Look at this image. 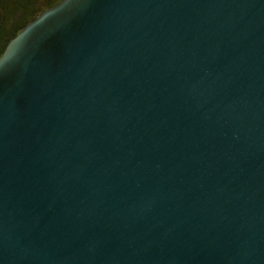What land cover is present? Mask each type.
Here are the masks:
<instances>
[{"label":"water","instance_id":"obj_1","mask_svg":"<svg viewBox=\"0 0 264 264\" xmlns=\"http://www.w3.org/2000/svg\"><path fill=\"white\" fill-rule=\"evenodd\" d=\"M0 264H264V0L26 23L0 55Z\"/></svg>","mask_w":264,"mask_h":264},{"label":"trees","instance_id":"obj_2","mask_svg":"<svg viewBox=\"0 0 264 264\" xmlns=\"http://www.w3.org/2000/svg\"><path fill=\"white\" fill-rule=\"evenodd\" d=\"M60 0H0V55L8 41L43 9Z\"/></svg>","mask_w":264,"mask_h":264},{"label":"clouds","instance_id":"obj_3","mask_svg":"<svg viewBox=\"0 0 264 264\" xmlns=\"http://www.w3.org/2000/svg\"><path fill=\"white\" fill-rule=\"evenodd\" d=\"M3 71H5L6 69H2Z\"/></svg>","mask_w":264,"mask_h":264}]
</instances>
